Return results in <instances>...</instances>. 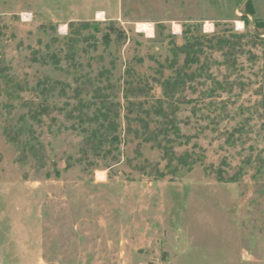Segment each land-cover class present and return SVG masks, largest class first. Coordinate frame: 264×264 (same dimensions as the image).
Masks as SVG:
<instances>
[{"label": "rangeland", "instance_id": "obj_1", "mask_svg": "<svg viewBox=\"0 0 264 264\" xmlns=\"http://www.w3.org/2000/svg\"><path fill=\"white\" fill-rule=\"evenodd\" d=\"M94 84L122 109L101 156L70 119ZM160 107L192 169L127 135L125 109ZM3 230L15 264H264V0H0Z\"/></svg>", "mask_w": 264, "mask_h": 264}, {"label": "trees", "instance_id": "obj_2", "mask_svg": "<svg viewBox=\"0 0 264 264\" xmlns=\"http://www.w3.org/2000/svg\"><path fill=\"white\" fill-rule=\"evenodd\" d=\"M83 26L85 27H93L95 30L99 31V25L88 24L85 23ZM115 29L111 28L110 31L103 35V43L105 48H109L111 43L113 42L112 33ZM75 34L78 35L77 31H74ZM118 36L120 38H126V35L123 31L118 32ZM73 40V44L75 41ZM193 40H195L193 38ZM197 44V43H196ZM195 46H184L182 53L186 55L185 65L186 67L193 65L196 60L194 59V55L197 56L198 51L194 49ZM177 56V55H176ZM57 57L54 56V59ZM57 64V62H55ZM130 74V71H128ZM100 84H105L103 79H98ZM185 85V80L182 77V72H176L175 76L172 78H168L162 85L164 90V99L172 97V94L176 89ZM96 89L92 91L91 98L85 104H82L81 109H73V113L78 112L79 115L76 117L71 115L70 119L77 120L78 125H76L73 129L78 130L81 135L85 136L86 141L88 143L87 150L94 151L97 156H101V152L107 153L109 149L115 148V150H119V146L122 142L121 134H122V126L120 122L121 118V110L122 109H112L111 106H115L114 102L111 103L110 97L104 94H101L103 88L99 87L98 84H94ZM103 86V85H102ZM115 87L111 82L104 88L107 92H111L113 94ZM115 96V95H114ZM113 96V98H114ZM135 98L134 94L130 92V89H126L124 92V98L126 100H130L131 98ZM132 105L134 104L132 100L129 101ZM127 114L125 116V121L128 124L126 128L127 135L134 134L135 139L139 140V146L143 144H153L154 148H159L163 151L164 157L168 160L167 169L172 168L174 163L176 164L172 172H176L179 166L183 168L192 169L195 161H190L191 155L188 152H185L181 155L171 152L174 144H180L179 139L182 137L181 129L176 126L172 122L171 127H162L160 131H152L151 125L152 123H157L158 118L167 119L168 116L163 108L159 109H125ZM136 112V117L132 115ZM137 125L134 129L133 124ZM158 124V123H157ZM167 120L162 125H167ZM77 128V129H76ZM163 135L165 138L164 141L159 140L160 136ZM169 135H173L174 137H169ZM188 142V140H186ZM108 153H111L110 151ZM70 169V165L66 166V170ZM158 176L164 177L165 173H161L158 171Z\"/></svg>", "mask_w": 264, "mask_h": 264}, {"label": "crops", "instance_id": "obj_3", "mask_svg": "<svg viewBox=\"0 0 264 264\" xmlns=\"http://www.w3.org/2000/svg\"><path fill=\"white\" fill-rule=\"evenodd\" d=\"M6 165L9 171V162ZM15 236L14 233H5V230H3V233H0V264H15Z\"/></svg>", "mask_w": 264, "mask_h": 264}, {"label": "bare ground", "instance_id": "obj_4", "mask_svg": "<svg viewBox=\"0 0 264 264\" xmlns=\"http://www.w3.org/2000/svg\"><path fill=\"white\" fill-rule=\"evenodd\" d=\"M99 16H101V14H99ZM137 27L139 28V30L141 29V30L150 31V29H151V26L149 24H146V23L138 24ZM97 175H98L100 180L104 179V173L98 172Z\"/></svg>", "mask_w": 264, "mask_h": 264}, {"label": "water", "instance_id": "obj_5", "mask_svg": "<svg viewBox=\"0 0 264 264\" xmlns=\"http://www.w3.org/2000/svg\"><path fill=\"white\" fill-rule=\"evenodd\" d=\"M180 246L182 247V243L180 242Z\"/></svg>", "mask_w": 264, "mask_h": 264}]
</instances>
